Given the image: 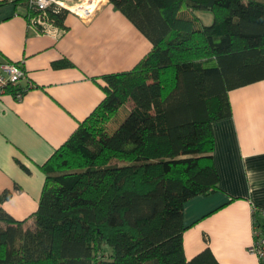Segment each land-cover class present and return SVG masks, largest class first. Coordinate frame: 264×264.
<instances>
[{"label":"trees","instance_id":"trees-1","mask_svg":"<svg viewBox=\"0 0 264 264\" xmlns=\"http://www.w3.org/2000/svg\"><path fill=\"white\" fill-rule=\"evenodd\" d=\"M11 2L28 21L40 12ZM108 2L151 48L93 78L103 97L41 165L35 211L0 208V264H220L209 247L186 258L183 205L218 189L213 123L231 115L229 91L264 80V0ZM67 12L45 15L64 30Z\"/></svg>","mask_w":264,"mask_h":264},{"label":"crops","instance_id":"crops-1","mask_svg":"<svg viewBox=\"0 0 264 264\" xmlns=\"http://www.w3.org/2000/svg\"><path fill=\"white\" fill-rule=\"evenodd\" d=\"M88 1V17L68 11L65 29L47 32L31 25L24 8L0 0V62L19 63L26 72L20 99L0 95V193L10 192L0 208L17 219L37 208L41 165L102 99L93 78L131 68L151 48L108 0ZM196 13L211 22L210 12ZM228 95L231 115L213 123L218 189L184 203V254L189 259L209 247L220 264H264L251 249L252 210L264 207V80Z\"/></svg>","mask_w":264,"mask_h":264},{"label":"built area","instance_id":"built-area-1","mask_svg":"<svg viewBox=\"0 0 264 264\" xmlns=\"http://www.w3.org/2000/svg\"><path fill=\"white\" fill-rule=\"evenodd\" d=\"M87 1L88 0L83 2L74 0H29L30 5L39 9L41 12H39L37 16H32L30 23L33 27L39 25L41 30L50 32V27L54 26V24L49 21L45 15L47 7L56 4L80 17H88L92 12L93 7H91V2L87 3ZM24 78H26V72L19 63L11 61L0 62V95L10 92L9 90L12 86L19 85L20 81ZM30 85L31 84L29 83L28 86ZM20 87V89L12 93L16 99L22 97L24 89L26 88L22 86ZM252 211L254 241L251 245V249L258 255L260 261L264 262V231H261V228L257 223V217L259 215L264 216V207L255 206Z\"/></svg>","mask_w":264,"mask_h":264},{"label":"bare ground","instance_id":"bare-ground-1","mask_svg":"<svg viewBox=\"0 0 264 264\" xmlns=\"http://www.w3.org/2000/svg\"><path fill=\"white\" fill-rule=\"evenodd\" d=\"M89 2V1H88ZM91 4V3H90ZM79 9V8H78Z\"/></svg>","mask_w":264,"mask_h":264}]
</instances>
